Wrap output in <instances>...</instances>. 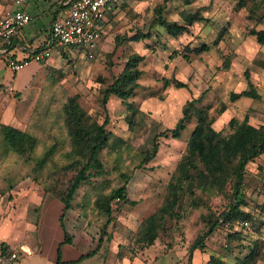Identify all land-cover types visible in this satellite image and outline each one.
Returning <instances> with one entry per match:
<instances>
[{"label": "rangeland", "instance_id": "1", "mask_svg": "<svg viewBox=\"0 0 264 264\" xmlns=\"http://www.w3.org/2000/svg\"><path fill=\"white\" fill-rule=\"evenodd\" d=\"M9 1L3 0V11L11 7L7 6ZM53 1L27 0L34 8V17L24 32L41 30L45 34L43 25L48 22L49 5ZM239 1L194 0L193 7L199 6L205 19L195 22L186 32L173 38L156 36L152 28L150 38L131 42L125 36L140 27L147 29L153 8L161 0H116L117 6L106 15L103 36L93 58L69 51L63 55L55 44L46 60L31 62L14 72L0 61V123L12 124L37 139L36 145L23 156L0 133V244L4 239L11 244L26 242L32 246L38 240L46 253L54 238L62 237L57 222L63 204L46 188L59 178L62 165L74 158L69 153L70 135L63 108L68 98L76 95L91 118L101 123L108 116L106 127L113 134L100 155L102 173L90 175L91 183H84L74 196L72 208L64 214L65 229L73 237L72 233L85 225L86 234L80 239L87 251L94 248L105 220V215L95 206L96 196L120 185L124 180L122 174H126L129 175L127 195L137 202L113 204V218L107 227L111 236L98 249L97 260L103 264L187 263L188 246L205 229L202 218L207 212L205 205L198 209L187 207L181 221L168 219L154 243L144 250L136 242L137 230L142 220L162 203L167 181L185 152L198 111H194L179 137L158 134L174 126L187 100L204 92L195 108L201 109L200 114L206 119L213 120V127L224 135L231 132L228 121L232 117L238 120L247 117L250 123L264 125V44L249 33L253 27L264 28V0H243L242 5ZM181 6L178 0L167 2L165 18L177 19ZM219 33L220 39L214 44ZM201 42L209 43L210 49L198 54L189 52V59L173 54L175 49L184 51L186 44L197 46ZM132 52L144 54L145 58L139 65L143 70L140 86L130 98L137 109L131 127L126 104L110 95L106 112L101 96ZM245 70L261 94L252 97V101L251 97L232 101L231 91L247 87ZM165 77L180 79L187 86L164 85ZM154 141H157L156 154L136 167L142 159L141 153L152 147ZM69 177L70 173L63 182ZM245 181V209L253 215V222L247 219L248 226H243L244 219L235 218L223 223L236 229L244 227L243 238L233 239L230 250L226 245V228L220 225L212 238L205 241L206 252H202V261L197 255L196 264H209L210 253L230 264L236 255L247 250L240 243L264 241V215L260 210L264 202V154L248 164ZM210 203L211 207H217L215 200ZM258 264H264V259Z\"/></svg>", "mask_w": 264, "mask_h": 264}, {"label": "trees", "instance_id": "2", "mask_svg": "<svg viewBox=\"0 0 264 264\" xmlns=\"http://www.w3.org/2000/svg\"><path fill=\"white\" fill-rule=\"evenodd\" d=\"M170 1L175 0H161L160 3L156 4L153 8L149 27L147 29L144 27L136 29L133 34L125 36V40L138 42L148 39L153 34L152 28L157 32L156 36L162 34L177 38L195 22L205 19L201 13V8L199 6L193 7L194 0H178L182 5V8L178 10L179 17L177 19L165 18L164 13L167 10V2ZM239 4L242 5L243 0H240ZM116 6V1L110 3L107 11H112ZM249 33L255 35L258 43L264 44V28L253 27L249 29ZM220 34L213 41L214 44L218 43ZM210 47L211 45L207 42H201L197 46L186 44L184 51L175 49L173 54H181L185 59H189V52L198 54L209 50ZM58 48L62 50L63 55H66L68 51L78 54V50L74 46L59 45ZM144 58V54L138 52L129 54L121 71L103 89L101 96V102L106 112V103L110 95L120 98L126 104L128 110L127 120L131 127L133 126V115L137 109L130 98L135 95L137 88L140 86L139 80L143 70L139 65ZM244 73L247 87L240 91H231L229 98L232 101L241 97H259L261 94L258 87L250 80L251 74L248 70H245ZM162 82L164 85L172 83L177 88L187 86L186 82L177 78L169 79L165 77ZM204 94L202 92L198 97L187 100L182 106V115L177 119L174 126L167 127L158 134V136L179 137L187 122L192 119L194 111L199 112L187 139L185 152L178 160L167 181L162 203L154 212L142 220L136 237V242L140 243V249L144 250L154 243L158 232L165 228L164 224L168 219L181 221L184 218L182 212L187 207L198 209L205 205L207 212L202 215L205 229L199 231L188 246L186 264H192L195 249L206 252L205 241L212 238L220 225H224L223 223L235 218L252 219L253 215L245 209L247 166L264 154V125L257 126L250 123L247 117L242 120L232 117L228 121L231 132L224 135L221 130L213 127V120L206 119L200 114L202 110L195 108V103L201 101ZM63 112L70 135L71 149L69 153L74 158L70 163L62 165L59 178L52 184L50 183L46 189L63 204L59 222L63 230V242L70 243L72 235L65 229L64 214L66 210L72 208V200L82 185L91 183L90 175L102 173L103 163L100 155L102 150L109 145L113 133L106 127L108 116L106 115L101 123L91 118L78 103L76 95L68 98L64 104ZM0 133L6 143L10 144L18 154H23V156L37 142L36 137L29 132L5 123H0ZM156 151L157 141H154L152 147L141 153L142 159L136 163V167H140L143 162L151 159ZM91 169L94 171L92 172ZM68 173H70V177L64 183L63 181L66 179L63 178ZM122 177L124 180L120 185L112 187L108 193L96 196L95 206L100 213L105 215V220L100 227L97 245L81 255L80 258H93L98 253L101 244L110 239L111 235L107 227L113 218V204L118 202L135 204L137 202L127 195L129 175L122 174ZM262 194L264 197V188H262ZM211 200L216 201L217 207H211ZM260 210L264 215V202L260 205ZM262 224L264 225L263 222ZM225 228L227 231L226 245L230 250V242L233 239H239L240 241L243 238L241 230L244 227L236 229L227 224ZM3 246L2 242L0 247ZM239 246L241 248L245 247L247 250L236 255L230 264H258L264 259V241L261 239H255L250 245L240 243ZM3 251L5 252L6 248H3ZM207 261L209 264L225 263L222 257L213 253L209 254ZM54 264H71V261L58 260ZM174 264L178 263L175 262Z\"/></svg>", "mask_w": 264, "mask_h": 264}, {"label": "built area", "instance_id": "3", "mask_svg": "<svg viewBox=\"0 0 264 264\" xmlns=\"http://www.w3.org/2000/svg\"><path fill=\"white\" fill-rule=\"evenodd\" d=\"M114 1L116 0H69L65 14L51 21L50 37L46 46L20 58L8 55V47L29 23L31 16L21 9H6L0 16V60L14 72L31 62L46 60L55 44L74 46L78 53L93 58L102 39V23L106 19L107 9ZM15 2L20 4L23 0ZM220 221L223 222L222 219ZM241 225L248 226V220H242ZM16 260V251L0 255L1 264H16Z\"/></svg>", "mask_w": 264, "mask_h": 264}, {"label": "crops", "instance_id": "4", "mask_svg": "<svg viewBox=\"0 0 264 264\" xmlns=\"http://www.w3.org/2000/svg\"><path fill=\"white\" fill-rule=\"evenodd\" d=\"M51 1V0H48ZM69 0H54L49 5V18L46 25H43L45 34H41V30L37 31H31V32H24V28L33 20L34 17V8L30 5L27 0H23L22 3L17 4L15 0H11L7 3V6H11L12 9H21L25 12H27L31 16V20L29 23H27L21 30V33L18 37H16L10 47H8V55L13 57H24L28 55L31 51H34L36 49H40L46 46V42L48 41L50 37V24L51 21L55 17H60L66 12V4ZM47 2V0H45ZM34 4H36L34 2ZM4 2L3 0H0V16L4 13ZM109 13L107 11L106 15ZM105 22V20H104ZM103 22V24H104ZM102 24V27H103ZM28 33V34H27ZM103 36V35H102ZM4 63L3 60H0ZM43 62V61H42ZM5 65V63H4ZM6 66V65H5ZM4 123V122H1ZM8 124V123H5ZM11 126H14L12 124H9ZM15 127V126H14ZM26 181H23V184ZM41 202V200H40ZM61 212V211H60ZM60 215V213H59ZM58 215V220H59ZM58 227L60 226V222H57ZM61 228V226L59 227ZM63 231V230H62ZM74 236L72 237V240L70 243L63 242V232L62 237L57 236L54 238V243L51 245V249L45 253V248L42 246L41 243L38 242V240H35V243L30 246V244L26 242H20L17 245L11 244L9 241H6L2 239L1 242H3V247H0V255H6L10 253L11 251L17 252V260L16 264H54L58 260H62L64 262L71 261V264H103L102 261L97 260L99 257V254H95L93 258L91 257H82L81 255L85 254L87 252V248L84 249L85 243H83V240L81 241V236L86 234V227L85 225H80V228L76 231V233H72ZM81 243V244H76ZM88 245V244H87ZM89 247V246H88ZM3 248H6V251H3ZM200 255V261H202V252L198 249H195L193 251V258H192V264L195 263V258L197 255ZM141 255V253H140ZM203 256H206L203 254ZM80 258V259H79ZM1 264V263H0Z\"/></svg>", "mask_w": 264, "mask_h": 264}]
</instances>
